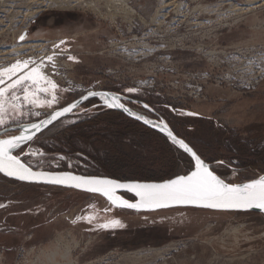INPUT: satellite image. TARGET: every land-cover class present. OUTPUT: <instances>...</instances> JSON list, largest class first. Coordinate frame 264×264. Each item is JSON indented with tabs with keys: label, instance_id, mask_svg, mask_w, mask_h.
I'll return each mask as SVG.
<instances>
[{
	"label": "rangeland",
	"instance_id": "rangeland-1",
	"mask_svg": "<svg viewBox=\"0 0 264 264\" xmlns=\"http://www.w3.org/2000/svg\"><path fill=\"white\" fill-rule=\"evenodd\" d=\"M118 1L135 14L117 11ZM23 32L29 42H24L28 44L23 53H17ZM191 33V41H185L184 35ZM145 34L151 35V46L174 49V73L160 61L168 53L162 50L142 62L113 55L117 46L110 48L109 42ZM189 43L198 52L183 47ZM252 47L264 48V0H0V67L30 59L48 65L50 76L53 71L69 75L61 81L52 76L61 88L60 103L54 108L92 90L117 92L137 111L154 110L160 116L149 120L167 122L231 183L264 175V80L252 93L234 90L231 84L221 86L217 80L208 84L206 99L197 101L170 82L178 79L182 84L196 73L221 74L219 55L204 57L207 52ZM54 51L52 69L46 58ZM148 77L155 88L138 85ZM128 88L137 91L129 93ZM115 109L99 97L87 100L55 130L16 151L36 170L138 181L168 173L177 164L174 152L147 129L131 128L129 119L109 114ZM51 110L36 108L39 117L21 122H38ZM187 112L197 115L182 114ZM34 151L44 155H30ZM250 164L252 168L247 167ZM193 169L181 165L177 175ZM0 204L5 206L0 208V264H35L39 258L46 263L55 259L53 264H125L129 253L141 256L135 264H264V216L259 214L193 209L137 213L117 208L101 196L30 187L2 177ZM88 214L97 220L72 222ZM105 218L119 219L124 227L98 228Z\"/></svg>",
	"mask_w": 264,
	"mask_h": 264
},
{
	"label": "snow or ice",
	"instance_id": "snow-or-ice-1",
	"mask_svg": "<svg viewBox=\"0 0 264 264\" xmlns=\"http://www.w3.org/2000/svg\"><path fill=\"white\" fill-rule=\"evenodd\" d=\"M20 41L25 36L19 37ZM61 41L60 44H64ZM60 45H54V49ZM57 53L47 56L52 69L56 68L54 62ZM69 60L75 59L69 56ZM48 65L43 62L37 64L34 60H16L14 63L0 67V172L10 177H16L22 181H43L54 185H64L81 189L90 193H99L115 207L129 209H156L164 208L170 204H187L211 209H260L264 211V175L251 179L245 183L226 182L201 158L200 155L184 139L179 138L169 128L167 122L161 120L154 123L143 116L136 115L120 102V97L107 92L89 90L81 94L79 99L66 103L65 106L54 108L60 103L58 93L60 85L50 76L46 69ZM55 75V71H53ZM69 89H63L68 91ZM129 93L136 92L135 88H128ZM92 97H99L109 108H120L137 120H143L145 124H151L165 132L172 144L178 146L189 154L194 161V169L184 175H176L161 183H121L119 180L98 177L74 175L72 172L34 171L32 167L22 161L20 154L23 146L34 141L37 134L52 125L68 113L81 108L84 101ZM147 104L144 108H148ZM36 108L52 109L45 118L36 121L24 118L39 117L41 113L34 111ZM195 116L197 113H182ZM32 156H43L42 152H32ZM64 159V157H61ZM125 189L134 193L138 199L130 202L123 196L117 195V190ZM5 207L0 204V208ZM107 211V209L105 210ZM86 220L92 223L97 220L94 214L78 216V220ZM101 229L123 228L119 219L105 218L103 223H97Z\"/></svg>",
	"mask_w": 264,
	"mask_h": 264
},
{
	"label": "built area",
	"instance_id": "built-area-1",
	"mask_svg": "<svg viewBox=\"0 0 264 264\" xmlns=\"http://www.w3.org/2000/svg\"><path fill=\"white\" fill-rule=\"evenodd\" d=\"M133 28H130V33H132ZM178 35V34H177ZM193 34H187L185 36V41H191V37ZM148 34H145L142 36V38H139V36L134 35L132 39L129 40H116L109 42V47L112 48L114 46H117V48H114L112 50V53L115 57L123 58L131 61L136 62H142L143 60H147L149 57H152L159 53L161 50L164 52H168L167 56L162 55L160 58V61H164L167 63V72H175V66L171 65L172 63V54L171 51L174 50L173 48L168 49H162L161 46H151ZM182 37V36H178ZM160 41V39H159ZM190 44V45H189ZM186 46L187 49L195 50L197 48H193V43H189ZM181 44H179V47H182ZM172 49V50H171ZM170 50V51H168ZM198 52V49H197ZM211 53V52H210ZM209 52L205 53V56H210ZM219 64L218 66L222 68L220 70L221 74L213 75L212 73H205V74H191L190 76H186L184 79V82L182 84L179 82L178 79L175 80V82H170V85L175 87L179 90L178 86L181 85V89L185 92V95L190 100H200V99H206L205 91L207 89L208 84L214 83L217 80H220L221 86L228 87L231 84V88L234 90H238L244 93H252L257 90L260 83L264 80V48H257L252 47L249 49H244L240 51H234L232 53H220L219 54ZM155 70V69H154ZM160 72H163V69H160L157 73L161 74ZM152 73H154L152 71ZM231 75L229 77L228 75ZM220 75V77H218ZM65 76H62L60 78V81ZM153 79L157 77H152ZM229 79V80H228ZM155 81V80H153ZM164 81H162L161 87L165 85ZM229 83V84H228ZM139 86L150 89L155 88V83L152 82L151 78L142 80L138 84ZM181 93L183 91L179 90Z\"/></svg>",
	"mask_w": 264,
	"mask_h": 264
},
{
	"label": "water",
	"instance_id": "water-1",
	"mask_svg": "<svg viewBox=\"0 0 264 264\" xmlns=\"http://www.w3.org/2000/svg\"><path fill=\"white\" fill-rule=\"evenodd\" d=\"M100 92H102V91H100ZM103 92H105V91H103ZM107 93L113 94L111 92H107ZM85 102L86 101H84L83 104ZM120 102L123 103L121 99H120ZM125 107L128 108L126 105H125ZM121 110L129 118H131V119H133V120H135V121H137V122L145 125L146 127L150 128V129L159 131L160 133H162L165 136H167L166 133L165 132H161L159 130V128L153 127L151 124H145L143 122V120H137L135 116L129 115L128 112H125L123 109H121ZM71 114L72 113H68L64 117H62L61 119L55 121L52 125H49L47 128L43 129L42 132L38 133L36 137H38L39 135L43 134L45 131H47L49 128H51L54 124L58 123L59 121H61L63 119H66ZM33 170L34 171H44V170H36V169H33ZM49 172H62V171H49ZM68 172H70V171H68ZM72 173L74 175H81V174L74 173V172H72ZM0 176H2L3 178L8 179L10 181L17 182V183H20V184L37 185V186H45V187H53V188H58V189L71 190V191H75V192L83 193V194L97 195V196H101V197L105 198L104 196H102L99 193H90V192H87V191H84V190H81V189H76V188H72V187H68V186H64V185H54V184L45 183L43 181H22V180L17 179L16 177L7 176V175H5L2 172H0ZM85 176H87V175H85ZM98 177L115 179V178L105 177V176H98ZM116 180H119V179H116ZM119 181L121 183H129V182L161 183V182H163V181H138V180H119ZM122 194H127V195L131 196L134 199V202L138 199L137 197H135V194L134 193L128 192L125 189H119V190H117V195H122ZM117 208H120V209L126 210V211L137 212V213H157V212L177 210V209H193V210H200V211H209V212H214V213H254V214H259V215H263L264 216V211H261L260 209H256V208H253V209H211V208H204V207H200V206L187 205V204H170L169 206L164 207V208H156V209H143L142 208V209H139V210H137V209H129V208H126V207H117Z\"/></svg>",
	"mask_w": 264,
	"mask_h": 264
},
{
	"label": "trees",
	"instance_id": "trees-1",
	"mask_svg": "<svg viewBox=\"0 0 264 264\" xmlns=\"http://www.w3.org/2000/svg\"><path fill=\"white\" fill-rule=\"evenodd\" d=\"M114 94H117V92H113ZM118 95V94H117ZM96 97H93V98H90L89 100H93L95 99ZM88 100V101H89ZM122 102L128 106V108L133 112V113H136V115H139V116H143L145 119L149 120V117L153 118L154 120H158V118H156V116H160L158 113H156L154 110H146V109H140L139 111H137L136 109H134L133 107H130L129 106V103L125 102L123 99H122ZM82 107V106H81ZM80 109V108H79ZM113 115H120L122 118H127L131 121V123L133 124L130 125V127H143L145 129H147L149 132L153 133L154 135H157V137L160 139V141L163 143V145L165 147H168L169 150L172 152H174V156L177 157L178 160H176L177 164L168 172L166 173L165 175H161L160 177H141V179H139L140 181H164L166 179H169V178H174L178 173H179V167L181 165H184V166H187V168L189 169L190 167L194 166V161L192 160L191 156L187 153H185L182 149H180L178 146L172 144V142L170 141V139L165 136L164 134L160 133L159 131H156V130H153V129H150L148 127H146L145 125L129 118L120 108H117L115 110H113L112 112H110L109 114H112ZM63 120L59 121L58 123L54 124L49 130H47L46 132H44L43 134L39 135L38 137H36L35 139H39V138H42L43 136H45L47 133H50L52 130H55V128L57 126H59V124L62 122ZM151 121V120H150ZM179 138H182L184 139L182 136H180L179 134L175 133ZM35 141V140H34ZM187 143V141H185ZM193 149L194 147L192 145H190ZM195 150V149H194ZM196 151V150H195ZM181 156H186L187 157V160L184 161L183 159H181L180 157ZM23 161V160H22ZM24 162V161H23ZM193 164V165H192ZM255 164V163H254ZM248 168H252L253 167V164H250L247 166ZM2 177V176H0ZM3 178V177H2ZM5 180H8L6 178H4ZM120 180V179H119ZM10 181V180H8ZM13 182V181H12ZM16 184H20V183H17V182H14ZM20 185H25V186H30V187H43V188H53V187H45V186H37V185H26V184H20ZM122 196L130 199V200H133L134 199L127 195V194H122Z\"/></svg>",
	"mask_w": 264,
	"mask_h": 264
},
{
	"label": "bare ground",
	"instance_id": "bare-ground-1",
	"mask_svg": "<svg viewBox=\"0 0 264 264\" xmlns=\"http://www.w3.org/2000/svg\"><path fill=\"white\" fill-rule=\"evenodd\" d=\"M116 6L118 7H116L115 9L117 10V11H120V10H123V12H125V13H127L128 15H132V14H135V12L133 11V10H130L129 9V7L127 6V5H125V3L124 2H121V1H118L117 3H116ZM92 8H93V10L94 11H97L96 9H95V7L94 6H92ZM98 12V11H97ZM33 16V15H32ZM30 17H31V15H30ZM21 35H24L25 36V40L24 41H20L19 39H18V43H19V45L17 46V48H16V50H17V53L18 52H22L23 53V51H24V49L27 47V44L28 43H24V42H29L28 41V39H29V37H28V35H27V32H23ZM20 35V36H21ZM21 43H23V44H21ZM35 46V45H34ZM36 47H38V46H36ZM113 48V47H112ZM15 50V51H16ZM32 50H33V48H32ZM15 53V52H14ZM19 53V54H20ZM18 54V55H19ZM220 53H218V54H213V53H211L210 54V56H218ZM209 55V54H208ZM19 56H21V55H19ZM147 62V61H146ZM48 72V71H47ZM52 76L55 78V79H58V80H60V78L62 77V76H66V77H68L69 75H67V74H57V72L55 73V75H53L52 74ZM57 81V80H56ZM58 83V82H57ZM234 238H235V240L236 239H238V235L236 234V235H234ZM238 241V240H237ZM56 257V255L54 254L53 255V258H55ZM141 259V256H139V254H132V253H129V254H127L126 256H124V258H123V260L125 261V264H127V262L126 261H129L130 263H132V264H135V263H137V262H139V260ZM55 259H52V258H49V261L46 263L45 261H43L42 259H38L37 260V262L35 263V264H53V263H56V262H53Z\"/></svg>",
	"mask_w": 264,
	"mask_h": 264
},
{
	"label": "crops",
	"instance_id": "crops-1",
	"mask_svg": "<svg viewBox=\"0 0 264 264\" xmlns=\"http://www.w3.org/2000/svg\"><path fill=\"white\" fill-rule=\"evenodd\" d=\"M49 73V72H48Z\"/></svg>",
	"mask_w": 264,
	"mask_h": 264
}]
</instances>
